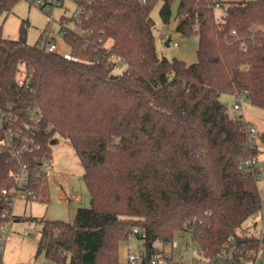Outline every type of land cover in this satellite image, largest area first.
Returning <instances> with one entry per match:
<instances>
[{
  "label": "trees",
  "instance_id": "obj_1",
  "mask_svg": "<svg viewBox=\"0 0 264 264\" xmlns=\"http://www.w3.org/2000/svg\"><path fill=\"white\" fill-rule=\"evenodd\" d=\"M17 1L0 0V16ZM73 1L91 16L79 24L82 32L64 27L70 55L28 44L25 25L19 39L0 36V106L38 103L39 155L52 157L56 134L69 140L92 198L73 221L40 220L37 256L123 264L120 245L134 229L148 256L156 241L191 229L210 258L230 235L246 248H264V238L239 231L264 206L257 178L242 168L260 149L243 115L232 116L221 99L244 93L264 107V0H180L177 30L199 35L192 64L157 51L152 10L161 2L168 24L174 0ZM217 1L227 5L221 20ZM22 63L28 88L17 83ZM14 169L2 155L0 188L12 184ZM34 187L37 199H48L47 179Z\"/></svg>",
  "mask_w": 264,
  "mask_h": 264
},
{
  "label": "rangeland",
  "instance_id": "obj_2",
  "mask_svg": "<svg viewBox=\"0 0 264 264\" xmlns=\"http://www.w3.org/2000/svg\"><path fill=\"white\" fill-rule=\"evenodd\" d=\"M228 1V0H226ZM180 0L172 3V16L168 24H164L160 17L161 2H158L152 16L155 20L154 33L156 36L157 51L160 56L169 59L179 58L192 64L198 60L199 35L184 36L177 30L179 17L177 14ZM227 6V5H226ZM226 6L215 9L216 17L220 20L225 14ZM79 7L73 0H64L62 6L53 7L48 12L41 9L35 2L18 0L9 13L0 16V36L19 39L21 25L26 27V41L28 44L43 46L45 31H48L57 43L61 45V52L70 55V47L61 34L63 27H68L79 32L82 28L74 19V14ZM171 38L170 44L166 41ZM175 43H177L175 45ZM117 67L115 72L122 71ZM221 99L227 104L229 112H233L234 97L229 93H222ZM56 137V138H55ZM51 144L52 173L49 176L48 199L24 200L18 199L13 207V220L10 224V233L5 245L2 260L4 264H42L48 261L44 254L37 256L38 243L41 236V219L73 221L79 207L90 206L92 198L84 179V166L69 140L56 134ZM259 190L264 197V176L258 180ZM250 222L245 221L239 229L241 233H253L255 228H250ZM30 232L29 235L25 233ZM181 232L176 238H180ZM187 241L191 233H183ZM154 246L169 250L168 245L155 243ZM196 244L193 249L196 250ZM145 249L144 239H138L134 233L121 242L120 260L127 259L128 251L136 252ZM186 252L188 244L180 241L177 248ZM264 251V249H263ZM188 252V251H187ZM204 261L202 260V263Z\"/></svg>",
  "mask_w": 264,
  "mask_h": 264
},
{
  "label": "built area",
  "instance_id": "obj_3",
  "mask_svg": "<svg viewBox=\"0 0 264 264\" xmlns=\"http://www.w3.org/2000/svg\"><path fill=\"white\" fill-rule=\"evenodd\" d=\"M35 2L41 9L49 11L53 7L62 6L64 0H29ZM146 1V0H144ZM220 1L215 3L216 7H220ZM91 16L85 8L79 7L74 14L77 24H81L85 18ZM64 27L61 30L64 35ZM44 39L42 48L46 52L62 53L60 44L50 36L48 31L42 34ZM177 43H175L176 45ZM115 66H121V58L114 59ZM17 83L25 88L29 86V72L27 66L22 63L17 71ZM247 98L245 95L238 93L232 104L234 117L241 115L247 106ZM43 109L36 103L31 101L10 102L7 105L0 106V131L4 132L3 138L0 140V157L6 155L10 161L14 162L15 169L10 173L12 175V184L4 185L0 188V264H4L2 257L5 251V245L10 233V224L13 220V207L18 199L35 200L37 199V189L34 184L40 183L47 179L52 173V157L47 155H39L42 149L41 128L43 123ZM250 136L254 139L258 137L255 127L249 125ZM31 156L35 161H30ZM37 166H34L33 164ZM35 167V170H34ZM242 168L249 170L257 180L264 176V163L262 164L258 157H251L242 163ZM247 221L250 222V228H255L253 232L260 239L264 238V206L260 207ZM189 241L181 232L180 238L176 237L169 243L156 241L162 245H168L169 250L159 248L153 245V251L150 256L147 250L138 249L136 252L130 251L127 259L123 264H255L257 258L263 251V247L258 249L246 248L235 236L230 235L222 244L219 252L214 258L206 256L204 247L193 238V231ZM134 234L138 233V229H134ZM29 235L30 232L25 233ZM180 241L188 244V252L178 250ZM196 244V250L193 244ZM202 260L204 261L202 263Z\"/></svg>",
  "mask_w": 264,
  "mask_h": 264
},
{
  "label": "crops",
  "instance_id": "obj_4",
  "mask_svg": "<svg viewBox=\"0 0 264 264\" xmlns=\"http://www.w3.org/2000/svg\"><path fill=\"white\" fill-rule=\"evenodd\" d=\"M228 1H239V0H228ZM60 49H61V45H60ZM241 94L245 95L244 93H241ZM232 96L234 97V100H235L236 95L232 94ZM229 113L233 115V112H229ZM241 115H243V119L249 125L255 127L258 132V137L255 139V143L260 149V154L258 155V158L260 162L263 164L264 163V141L261 139L260 135L264 133V107H256L248 102L245 108V111ZM129 252L130 250L128 251V253ZM48 261L49 262L43 261L42 264H57L55 261L51 259H48ZM125 261L126 260L122 262H125ZM255 264H264V251L261 252Z\"/></svg>",
  "mask_w": 264,
  "mask_h": 264
},
{
  "label": "water",
  "instance_id": "obj_5",
  "mask_svg": "<svg viewBox=\"0 0 264 264\" xmlns=\"http://www.w3.org/2000/svg\"><path fill=\"white\" fill-rule=\"evenodd\" d=\"M170 41H171V38H168L167 41H166V44L169 45Z\"/></svg>",
  "mask_w": 264,
  "mask_h": 264
}]
</instances>
